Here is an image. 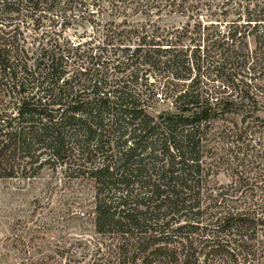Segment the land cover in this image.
I'll return each instance as SVG.
<instances>
[{"label": "trees", "instance_id": "1", "mask_svg": "<svg viewBox=\"0 0 264 264\" xmlns=\"http://www.w3.org/2000/svg\"><path fill=\"white\" fill-rule=\"evenodd\" d=\"M44 168L94 233L39 264H264V0H0V180Z\"/></svg>", "mask_w": 264, "mask_h": 264}, {"label": "rangeland", "instance_id": "2", "mask_svg": "<svg viewBox=\"0 0 264 264\" xmlns=\"http://www.w3.org/2000/svg\"><path fill=\"white\" fill-rule=\"evenodd\" d=\"M57 18L58 25L52 27L59 31L60 37L69 36L74 41L90 37V33L80 36L84 34L85 26L90 28L88 22L78 24L73 20L69 26L62 27L63 19L60 16ZM209 61L211 65L206 61L202 69L203 79L209 84L222 83L220 77L212 78H217L219 72H228L231 69L225 67L222 70L216 66L214 57H210ZM239 81L236 79L235 82ZM228 83L232 87L230 89L236 93L237 85L234 88L231 78ZM232 97L236 98L235 94ZM234 109L235 112L228 116L241 122V118L245 117L244 107L239 105ZM149 110L157 114L163 110L176 111L177 108L169 99L161 98L153 102ZM232 150L233 146L227 142L222 154L234 156L236 151L239 152L238 147L234 152ZM235 159L236 162L243 160L240 157ZM218 179L221 182L230 180V169L222 166ZM91 194L90 183L75 180L62 170L44 168L35 177L1 179L0 264H39L41 260L52 262L56 258L65 262L70 258L68 252L85 250L94 228L89 216L83 215L82 210L89 202ZM61 251L65 252L63 256H60ZM84 263L86 261L82 264Z\"/></svg>", "mask_w": 264, "mask_h": 264}]
</instances>
